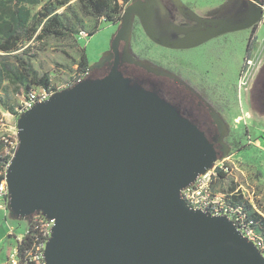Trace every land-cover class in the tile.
<instances>
[{"label":"water","instance_id":"95a60500","mask_svg":"<svg viewBox=\"0 0 264 264\" xmlns=\"http://www.w3.org/2000/svg\"><path fill=\"white\" fill-rule=\"evenodd\" d=\"M170 2L187 20L236 21L203 19L182 1ZM262 3L247 0L240 23L259 24ZM134 16L156 41L149 26L152 1L142 11L131 0L107 54L88 69L114 54L108 74L63 89L17 118L18 146L5 179L8 214L54 220L43 251L46 264H264L263 253L228 217L183 202L180 191L225 153L219 155L176 106L119 72L117 49L127 46ZM240 29L197 31L194 40L183 35L171 48L188 49ZM160 43L169 46L165 38Z\"/></svg>","mask_w":264,"mask_h":264},{"label":"rangeland","instance_id":"374dc122","mask_svg":"<svg viewBox=\"0 0 264 264\" xmlns=\"http://www.w3.org/2000/svg\"><path fill=\"white\" fill-rule=\"evenodd\" d=\"M46 1L0 0V20L7 19L18 2L19 5L28 8L31 12L30 15H32L37 13ZM72 6L78 12L74 2H72ZM244 7H246V3H244ZM59 13H63V9H60ZM78 16L83 24V28L79 27V30L85 32L86 38L74 35L56 40L51 37L44 40V44L40 46L34 42H29L28 45L30 46L26 53L22 55V58L31 62L32 68L39 74L47 72L53 86H58L74 77L82 54H85L89 60V67L105 56L112 37L120 25L119 21L105 23L83 18L80 13H78ZM95 26L99 27L98 31L88 36V33L90 34ZM137 40L141 46L147 45V48L150 49L148 51L149 56L152 59L164 60L175 66H178L179 63L181 65L184 61L186 62L192 58L202 59V46L198 51L170 52L168 49L152 47V44H147V41L144 42L143 39L137 38ZM243 49L244 45L241 42L237 54L232 55V64L228 62L226 56H223L220 63L221 67L215 69L216 75L211 78L212 85H207L211 89L213 98L220 102L229 101L230 112L226 116L225 122L228 127H236L235 131L238 134L235 139L229 138L235 146L221 157L225 159L224 162L229 169L222 181L216 182L215 187L219 192L232 193L233 191L229 190L230 186L235 187L237 185L235 190L241 191L257 212L264 216V112L259 113L251 109L249 104L250 94L247 92L249 86L243 87V82L247 80L250 73L252 80L256 77V69L264 62V24L259 28L255 50L248 58L252 63L250 66L245 67L246 73H244L245 69L243 71L245 79L240 78L243 76V74H240V69L245 62L243 61ZM1 56H4V54L0 52ZM1 58H5V63L10 65L16 62L12 56ZM1 58L0 61H2ZM245 65H247L246 62ZM206 77L209 79V76ZM21 93L22 90L19 91L17 86L10 84L8 81L2 82L0 86V99L9 106L17 108L22 96ZM203 93H205L204 90ZM16 123V118L0 106V135L5 132L16 133ZM8 213L7 210H0L1 261L7 256L11 247L13 248L16 245V238L22 236L29 222L25 219L15 220ZM9 233L11 236L8 235Z\"/></svg>","mask_w":264,"mask_h":264},{"label":"flooded vegetation","instance_id":"af4514ba","mask_svg":"<svg viewBox=\"0 0 264 264\" xmlns=\"http://www.w3.org/2000/svg\"><path fill=\"white\" fill-rule=\"evenodd\" d=\"M148 1H152L155 15L153 16L154 18L152 17L149 26L156 32V41H152L146 35V30L140 18L134 16L132 19V32H130L127 46L125 43H121L117 49L119 72L142 88L157 93L168 103L176 106L184 118L199 127L219 155L228 152L229 149L235 146L229 138L235 139L238 136L235 131L237 128L228 127L225 122L226 116L230 112L229 101L220 102L213 98L211 89L208 86L212 85L211 78L216 75L215 69L221 67L222 57L226 56L228 62L232 64V55L237 54L238 46L241 42L244 45L243 61L247 63L251 53L255 50L258 31L262 24L246 26L248 23H240L243 19L242 16H237L234 22H226L220 25L211 22L207 23L203 20H187L179 13L170 0H159V3L153 0H134L137 7L142 11L146 9V2ZM180 1L184 3L186 8L194 11L203 19L209 18L195 10L187 1ZM186 15L190 16L188 13ZM232 17L229 16L228 18ZM217 18H220V16ZM234 27H242V29L221 33L203 44L200 43L188 49L171 48L174 42L183 37V35H186L189 40H194V34H197V31L207 33L211 32L212 29H217L220 33ZM137 38L143 39L144 42L147 41V44H152V47L168 49L170 52L198 51L200 46H202V59L196 60L192 58L186 62L184 61L181 65L179 63L178 66L164 60L152 59L148 53L150 49L147 48V45L141 46ZM164 38L169 46H164L160 43ZM127 55L135 62H141L151 68L167 72L172 77L154 74L136 65L135 62L126 60L125 58H129ZM114 61L115 55L113 54L109 62H105L103 65L94 67L91 70V78H103L106 76ZM245 62L240 69V74L246 67ZM206 76H209V79ZM247 85L249 86L247 92L250 94L249 104L251 109L259 113L264 112V62L256 69V77L250 80ZM202 89L205 93H203ZM215 113L220 119L224 135H222V131L214 119Z\"/></svg>","mask_w":264,"mask_h":264},{"label":"trees","instance_id":"16d2710c","mask_svg":"<svg viewBox=\"0 0 264 264\" xmlns=\"http://www.w3.org/2000/svg\"><path fill=\"white\" fill-rule=\"evenodd\" d=\"M131 0H47L41 9L32 15L30 10L16 3L14 11L10 12L5 20H0V52L4 54L1 57L12 56L16 62L13 65L5 63L4 59L0 61V86L2 82L8 81L10 84L17 86L22 90L21 99L26 97L31 90L39 88H48L51 86L50 75L45 72L39 74L31 66V62L22 58L30 45L29 42H34L36 45H43L47 38L62 40L74 35L80 36L79 27L83 28L82 20L78 16L86 19H94L97 22L115 23L120 22L123 11L126 5ZM74 2L78 12L72 6ZM264 5V0H262ZM63 9V13L59 10ZM99 27L95 26L88 36L98 31ZM4 61V62H3ZM89 60L85 54H82L78 64L76 74H85L89 71ZM20 99V100H21ZM0 106L10 112L16 120L19 117L16 107L9 106L6 102L0 99ZM19 106V105H18ZM17 106V107H18ZM16 133H3L0 135V183L4 179V171L6 164L11 161V156L6 154V148H9L12 143L17 142ZM226 174H219V182ZM237 186V185H236ZM235 186V187H236ZM235 187L230 186L229 190L234 191ZM232 208L241 209L246 216L245 222L251 223V228L255 234L261 238L264 246V216L250 204L246 197L239 194L230 196L227 202ZM40 214L33 215L28 222L27 230L20 237V241H16L17 255L20 264H36L31 259L32 254H35V247L47 240L42 234L40 218H36ZM10 235V234H8ZM11 236V235H10ZM264 252V251H263Z\"/></svg>","mask_w":264,"mask_h":264},{"label":"built area","instance_id":"2783aa9c","mask_svg":"<svg viewBox=\"0 0 264 264\" xmlns=\"http://www.w3.org/2000/svg\"><path fill=\"white\" fill-rule=\"evenodd\" d=\"M262 11L263 15L260 19L259 24H264V5L262 4ZM124 12V11H123ZM80 36L87 37L84 31L80 32ZM251 61H247L246 66L251 65ZM244 71V70H243ZM246 73V69L245 72ZM244 73L242 72L243 76L240 77L241 79H245ZM89 72L85 74H75L74 77L69 81H64L63 83L59 84L58 86H49L48 88H39L36 90H31L30 93L23 97L20 100L19 106L17 107L16 111L18 116L25 111L29 110L32 106L36 103L43 102L47 100L49 97L54 95L55 93L72 87L74 84L79 83L80 81L86 80L89 76ZM251 73L248 76L247 80L243 82V87L247 86V83L251 80ZM240 79V80H241ZM18 146V140L15 143H12L9 148H6V154H9L11 158L14 155V151ZM225 159L221 158L217 160L213 167L210 168L207 172L202 175L197 176L195 181L185 187L180 191L181 198L183 202L191 209H197L202 212L209 213L214 216H226L231 220L232 224L240 230L243 237L247 239V241L253 243V245L263 254L264 258V246L263 241L259 238L258 235L255 234L254 230L251 228V223L245 222L247 220L246 216L242 213L241 209L239 208H232L227 202L228 198L234 195L239 194L238 191L234 190L231 192H219L215 185L216 182L219 180V174H227L228 167L225 164ZM10 163V161H9ZM6 164L5 171H4V179L0 183V210H7V196L8 190L5 183L6 179V170L8 164ZM237 189V188H236ZM241 192V191H240ZM242 194V192H241ZM243 195V194H242ZM243 197H245L243 195ZM8 211V210H7ZM33 218V216H32ZM36 218H40L39 222L41 224L42 234L46 236L47 240L39 243L35 247V254L31 256V259L36 262V264H46L44 258V247L48 241L50 236V231L54 226V220H47L46 217L39 215ZM28 226V225H27ZM27 230V229H26ZM10 234V233H9ZM11 235V234H10ZM21 238H16V241H20ZM17 245L8 251L7 256L1 261L0 264H20L17 250ZM1 252V251H0ZM27 264V263H26Z\"/></svg>","mask_w":264,"mask_h":264},{"label":"crops","instance_id":"0c3cea01","mask_svg":"<svg viewBox=\"0 0 264 264\" xmlns=\"http://www.w3.org/2000/svg\"><path fill=\"white\" fill-rule=\"evenodd\" d=\"M195 10L203 13L205 17L225 18L227 16H243L246 11L244 3L247 0H185Z\"/></svg>","mask_w":264,"mask_h":264}]
</instances>
